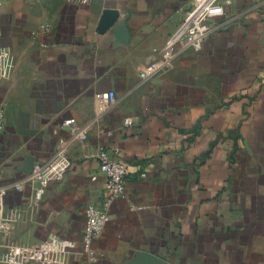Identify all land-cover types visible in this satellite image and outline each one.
<instances>
[{
	"label": "crops",
	"instance_id": "1",
	"mask_svg": "<svg viewBox=\"0 0 264 264\" xmlns=\"http://www.w3.org/2000/svg\"><path fill=\"white\" fill-rule=\"evenodd\" d=\"M229 1L199 51L147 80L139 73L194 0L2 3L0 189L16 218L0 255L60 237L74 246L56 264H264V0ZM105 8L119 16L99 34ZM106 91L114 105L95 99ZM69 119L85 141L62 126ZM60 139L72 168L34 203L27 178ZM100 147L127 180L90 261L80 238L85 206L103 196V178L91 180Z\"/></svg>",
	"mask_w": 264,
	"mask_h": 264
},
{
	"label": "built area",
	"instance_id": "2",
	"mask_svg": "<svg viewBox=\"0 0 264 264\" xmlns=\"http://www.w3.org/2000/svg\"><path fill=\"white\" fill-rule=\"evenodd\" d=\"M6 0H0V6ZM92 0H68L69 3L87 6ZM229 0H194L193 6L184 14L182 21L175 31L168 37L158 59L146 64L139 78L147 80L162 68L170 65L180 52L190 49L199 51L204 40L213 32V19L224 15V7ZM1 71L5 73L10 65V55L7 52L0 53ZM95 99L104 105L111 106L116 103V94L106 91L95 94ZM124 124H130L125 119ZM69 129L72 139L85 141L87 139V128L78 126L73 119L65 121L62 125ZM4 128V119L0 114V133ZM66 142L60 139L52 157L46 162H35L27 182L31 185L32 200L39 203L49 184L61 181L72 168V161L66 151ZM98 173L91 177L96 181L99 176L103 178V196L99 205L87 204L84 208V228L80 238L82 253L90 261L95 260L93 244L98 240L109 221V210L112 202L124 195L127 180L126 165L115 157H111L108 150L100 147L95 155ZM20 190V185L13 186ZM6 189H0V236L7 239L11 224L15 220L14 214L5 211L4 196ZM74 243L60 237H51L35 247L20 245H7L1 255L3 264H56L62 261L68 250L72 249Z\"/></svg>",
	"mask_w": 264,
	"mask_h": 264
},
{
	"label": "water",
	"instance_id": "3",
	"mask_svg": "<svg viewBox=\"0 0 264 264\" xmlns=\"http://www.w3.org/2000/svg\"><path fill=\"white\" fill-rule=\"evenodd\" d=\"M119 12L115 9H103L96 30L99 34L106 33L116 22Z\"/></svg>",
	"mask_w": 264,
	"mask_h": 264
},
{
	"label": "rangeland",
	"instance_id": "4",
	"mask_svg": "<svg viewBox=\"0 0 264 264\" xmlns=\"http://www.w3.org/2000/svg\"><path fill=\"white\" fill-rule=\"evenodd\" d=\"M0 264H3V263L1 262V255H0Z\"/></svg>",
	"mask_w": 264,
	"mask_h": 264
}]
</instances>
